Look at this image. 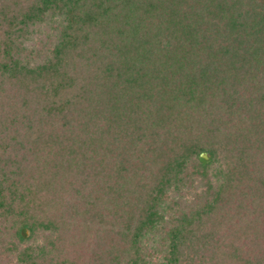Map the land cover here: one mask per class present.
Returning a JSON list of instances; mask_svg holds the SVG:
<instances>
[{"label": "trees", "instance_id": "trees-1", "mask_svg": "<svg viewBox=\"0 0 264 264\" xmlns=\"http://www.w3.org/2000/svg\"><path fill=\"white\" fill-rule=\"evenodd\" d=\"M0 264H264V0H0Z\"/></svg>", "mask_w": 264, "mask_h": 264}, {"label": "rangeland", "instance_id": "rangeland-1", "mask_svg": "<svg viewBox=\"0 0 264 264\" xmlns=\"http://www.w3.org/2000/svg\"><path fill=\"white\" fill-rule=\"evenodd\" d=\"M203 157H206V155H204Z\"/></svg>", "mask_w": 264, "mask_h": 264}]
</instances>
